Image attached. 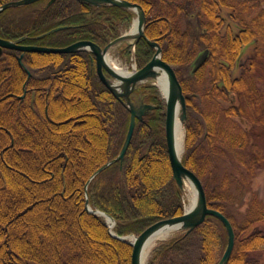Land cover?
I'll use <instances>...</instances> for the list:
<instances>
[{
	"label": "trees",
	"instance_id": "16d2710c",
	"mask_svg": "<svg viewBox=\"0 0 264 264\" xmlns=\"http://www.w3.org/2000/svg\"><path fill=\"white\" fill-rule=\"evenodd\" d=\"M9 1L14 0H0V6ZM129 1L144 8L147 36L161 45L163 58L176 67L183 85L188 110L183 162L203 180L209 205L235 228L236 245L227 264H264V206L251 202L242 216L236 213L256 168L264 167L259 139L264 86L254 78L264 76V10L249 22L234 12L229 24L223 8L237 10L238 5L230 0ZM47 2L4 10L0 37L26 36L23 44L47 46L87 39L104 47L135 16L115 5L56 0L46 7ZM240 5L250 8L246 2ZM58 26L67 27L37 37ZM131 47L124 44L121 57L130 60ZM206 49L204 65L194 71ZM154 54L155 48L141 38L138 67ZM19 55L5 49L0 58V264H131L132 245L114 237L105 219L86 207L88 181L123 146L128 107L99 78L90 51L27 52L24 62L31 77ZM137 93L157 107L137 120L123 163H111L88 185L90 204L116 219L119 235H139L183 213V191L174 178L166 139V101L151 83ZM234 95L239 105H221ZM239 116L255 123L253 131H231L228 125ZM226 158L239 175L225 172L214 189L207 177L220 172ZM227 244L225 225L208 215L191 232L157 246L150 264H218Z\"/></svg>",
	"mask_w": 264,
	"mask_h": 264
},
{
	"label": "water",
	"instance_id": "95a60500",
	"mask_svg": "<svg viewBox=\"0 0 264 264\" xmlns=\"http://www.w3.org/2000/svg\"><path fill=\"white\" fill-rule=\"evenodd\" d=\"M36 1L38 0L11 1L3 4L0 7V13L9 7L27 5ZM55 1L56 0H49L47 5H51ZM80 1L98 7L105 5H116L127 9H132L137 13L138 28L134 32L131 31L130 33L121 35L120 37L111 41L104 48L91 40H79L64 47H50L22 44L21 41H23L25 37L19 38L17 40H9L0 37V56L2 55L4 48L19 50L21 51L19 62L21 65H24L23 58L26 52L70 53L82 50L93 52L96 57V67L100 79L111 90V92L128 107L131 113L129 129L118 156L101 166L95 172L93 177L102 172L111 163L115 161L123 162L134 134L137 119L142 120L146 115L150 113L151 110L156 108L154 104L145 102L142 96H139L138 100L135 101L133 99V94L141 84L147 81L157 80V78L161 74V71H165L169 81V92L166 96V138L170 162L174 178L178 186L181 189H184V184L186 181H189V183L192 184L196 194V202L192 209H190L189 211H186L181 215L160 220L149 226L140 235L135 236L134 241H129L127 239V236H119L115 233H113V235L121 240L128 241L133 246L131 264H144L145 245L149 238L153 236L158 230L165 227L170 228L175 225H179L180 230L185 231V233H189L197 226L202 224L206 220L208 215H213L219 218L224 223L228 232V244L219 262V264H227L235 247L236 233L230 219L221 211L209 206L206 190L201 178L192 169L186 167L183 163L182 156H179L176 146V125L177 118L180 120L181 124H185L187 121V100L183 91L181 81L176 73L175 67L163 59L161 46L155 42L150 41L145 33V25L147 22L145 10L141 5L128 0ZM65 27L66 26H59L57 28H54L52 32L61 30ZM47 34H49V32L42 34L40 37H43ZM140 38H146L150 42V44L156 48V53L153 58L144 67L137 69L136 71H133L129 74H124L114 69L107 60L109 49L117 43H121L124 41L129 44L135 45L138 43ZM207 53L208 50H205L199 55V57L195 61V70H197L205 62ZM105 71H107L110 76H108ZM29 75H31L30 72ZM86 205L89 212L95 215L109 217L112 220V224H109V227L110 229H112V227L115 225V219L111 215L98 209H92L89 204V200H87Z\"/></svg>",
	"mask_w": 264,
	"mask_h": 264
},
{
	"label": "rangeland",
	"instance_id": "374dc122",
	"mask_svg": "<svg viewBox=\"0 0 264 264\" xmlns=\"http://www.w3.org/2000/svg\"><path fill=\"white\" fill-rule=\"evenodd\" d=\"M232 1V2H231ZM246 2V4L250 7L249 9L244 8V6H239V2ZM234 2H237V10L234 8H231L229 6H226L223 8V14L226 16L225 18L228 19V22H230L231 19V14H233L234 12L237 15V11L241 14L242 18H244V20L246 22H249L252 17L256 16L257 14H259L261 11L264 10V0H230V3L233 4ZM233 22V21H232ZM230 24V23H229ZM126 30H123V32H125ZM225 33V31L223 32ZM121 45L119 46H114L111 48L110 50V55L112 58L116 59L120 66L126 70H132V63L130 60H127L126 58H122L120 55V50H121ZM134 63V62H133ZM238 73V72H237ZM235 76H238L235 75ZM256 80H258L259 82H261L260 84L262 86H264V76L261 74H257V76L254 77ZM263 78V79H261ZM196 101L200 102V105L203 107V103L201 101L200 98L197 97ZM198 102V103H199ZM221 105L225 108H228L230 106L233 105H239L240 102L238 101L237 98H235V95L232 96V99H228V100H224V101H220ZM205 107V106H204ZM206 107H208L206 105ZM254 124L252 121H250L248 119V117H235L232 119L231 123L228 125L232 130L233 133L237 132L238 129H246L249 131H253L252 128L254 127ZM185 128V126H184ZM255 131V129H254ZM259 128L257 129V131H255V134L259 133ZM254 134V135H255ZM186 135H187V128H185V138H184V143H186ZM261 139V143L264 145V133L262 132L261 137L259 138ZM186 145V144H185ZM235 158V157H234ZM237 159V158H236ZM236 161V160H235ZM224 165H223V169H221L220 172H216L212 178L207 177L209 184L211 185L210 187H214L215 188H219L220 184L222 183L224 177H225V172L227 173H231L234 169H235V165L233 162H230V158H226L224 161ZM256 174L254 177L251 178V182H250V191L245 192V194L243 195V199L241 201H237V210L236 213H240L241 216L243 215V213H246V210L248 209L249 205L251 202H253L254 204L263 207L264 206V167H258L256 168ZM234 175H239L237 169L233 171ZM193 188L191 186V183H189V181L186 182L185 184V199H186V203L189 206V204L191 203V199L193 197ZM235 212V211H234ZM241 222V220H240ZM179 232V231H178ZM177 232V233H178ZM175 233L173 235V237L177 234ZM172 237V236H171ZM162 243L161 240H158L154 247L152 248L151 252L149 253L148 257L146 258L145 264H150L151 262V258L154 254V250L157 246H159Z\"/></svg>",
	"mask_w": 264,
	"mask_h": 264
},
{
	"label": "bare ground",
	"instance_id": "6f19581e",
	"mask_svg": "<svg viewBox=\"0 0 264 264\" xmlns=\"http://www.w3.org/2000/svg\"><path fill=\"white\" fill-rule=\"evenodd\" d=\"M137 21L134 23L132 31H136L137 30ZM109 64H111V66L118 70L121 73L124 74H128V71L124 68H122L119 64V62L112 58L111 55H108L107 58ZM156 84L159 86L160 90L163 93V96H167L168 92H169V81H168V77L165 71H161V74L159 75V77L156 80ZM184 138H185V128L184 125L181 124L180 120L177 118V125H176V146H177V151L179 153V156H182L183 154V147H184ZM194 192V191H193ZM196 202V196L195 193L191 199V203L189 205L188 208H192L194 206ZM109 223L112 224V220L109 218ZM180 230V226L179 225H175L173 227L170 228H161L160 230H158L153 236H151L149 238V240L147 241L146 245H145V249H144V261L146 260L148 254L151 252L152 248L154 247L155 243L158 240H163L166 238H169L171 236H173L176 232H178ZM128 239L131 241H134L135 237L134 236H128Z\"/></svg>",
	"mask_w": 264,
	"mask_h": 264
}]
</instances>
